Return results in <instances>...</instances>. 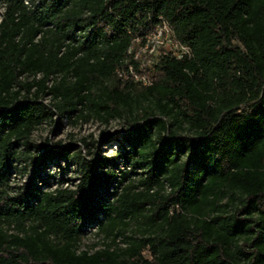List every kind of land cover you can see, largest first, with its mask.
<instances>
[{"label":"trees","instance_id":"obj_1","mask_svg":"<svg viewBox=\"0 0 264 264\" xmlns=\"http://www.w3.org/2000/svg\"><path fill=\"white\" fill-rule=\"evenodd\" d=\"M0 7V264H264V0ZM161 19L190 52L129 53ZM55 113L128 130L110 154L33 141Z\"/></svg>","mask_w":264,"mask_h":264},{"label":"rangeland","instance_id":"obj_2","mask_svg":"<svg viewBox=\"0 0 264 264\" xmlns=\"http://www.w3.org/2000/svg\"><path fill=\"white\" fill-rule=\"evenodd\" d=\"M2 8L0 7V11ZM141 59H148L146 52H142L140 55ZM48 101V99H45ZM128 127L123 123L122 119H111L107 124L100 122L96 118H68L66 116L59 117L56 113L53 114L52 119L44 121L36 126L31 134V139L36 143L41 142L44 138H49L50 142H60V145H73L74 149L81 150L83 153L86 152V145L82 139L87 142L96 143L94 151L97 148L104 151L107 154L112 153L118 149V144L122 142L121 134L126 132ZM119 141V142H117ZM90 147L92 144L89 145ZM46 171H54L55 176L68 177V183H74L78 176L79 170L75 164H65L61 160H55L50 162ZM59 165H66V171L62 172L59 169ZM36 169V163L33 160L28 161L26 171H16L13 173V182L17 184L25 183L29 180L31 175ZM49 169V170H48ZM102 233L97 234L96 229L90 228L84 234L79 237V248H91L94 249L101 245Z\"/></svg>","mask_w":264,"mask_h":264},{"label":"built area","instance_id":"obj_3","mask_svg":"<svg viewBox=\"0 0 264 264\" xmlns=\"http://www.w3.org/2000/svg\"><path fill=\"white\" fill-rule=\"evenodd\" d=\"M135 45L131 44L127 51H134V57L139 58L142 52H146L148 59H141L144 62H151L160 53H170L176 57L190 52L189 47L182 43L173 33L169 24L161 19L144 37H134ZM117 75L121 78L132 77L143 84L149 83V78L144 73L133 70L132 64L128 63L126 68H118Z\"/></svg>","mask_w":264,"mask_h":264}]
</instances>
